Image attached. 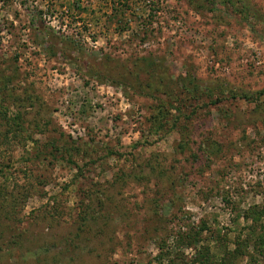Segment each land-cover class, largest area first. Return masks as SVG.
Returning <instances> with one entry per match:
<instances>
[{"label":"rangeland","instance_id":"1","mask_svg":"<svg viewBox=\"0 0 264 264\" xmlns=\"http://www.w3.org/2000/svg\"><path fill=\"white\" fill-rule=\"evenodd\" d=\"M206 260L264 264V0H0V264Z\"/></svg>","mask_w":264,"mask_h":264},{"label":"trees","instance_id":"2","mask_svg":"<svg viewBox=\"0 0 264 264\" xmlns=\"http://www.w3.org/2000/svg\"><path fill=\"white\" fill-rule=\"evenodd\" d=\"M193 85V84H192ZM186 90H188V88H185ZM208 263V261L206 260V264Z\"/></svg>","mask_w":264,"mask_h":264}]
</instances>
